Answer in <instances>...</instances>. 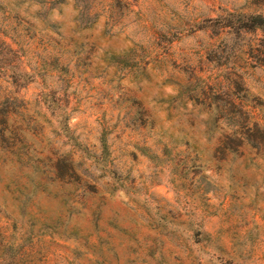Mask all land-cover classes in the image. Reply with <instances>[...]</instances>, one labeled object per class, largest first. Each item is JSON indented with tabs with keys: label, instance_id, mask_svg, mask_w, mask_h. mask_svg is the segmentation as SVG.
I'll list each match as a JSON object with an SVG mask.
<instances>
[{
	"label": "rangeland",
	"instance_id": "rangeland-1",
	"mask_svg": "<svg viewBox=\"0 0 264 264\" xmlns=\"http://www.w3.org/2000/svg\"><path fill=\"white\" fill-rule=\"evenodd\" d=\"M264 0H0V264H264V63L212 24ZM231 44V45H229Z\"/></svg>",
	"mask_w": 264,
	"mask_h": 264
},
{
	"label": "trees",
	"instance_id": "trees-1",
	"mask_svg": "<svg viewBox=\"0 0 264 264\" xmlns=\"http://www.w3.org/2000/svg\"><path fill=\"white\" fill-rule=\"evenodd\" d=\"M211 32L215 36V39L223 40L225 39L224 43L222 44V48H229L226 47V41H228V38L230 35L236 34H244V33H254L256 31H260L262 34H264V14L256 13V14H245L240 19H236L232 21L229 18H219L218 20H215V23L212 24ZM260 41L258 44H255V46H252L251 44H244V45H237L236 47L232 46V49H230L229 55L226 56L225 60L222 61V64H228L232 58L235 57L238 58V54L244 56V62H247L246 60L248 58H256L255 61L257 63H264V38L258 39ZM231 45V44H229Z\"/></svg>",
	"mask_w": 264,
	"mask_h": 264
}]
</instances>
